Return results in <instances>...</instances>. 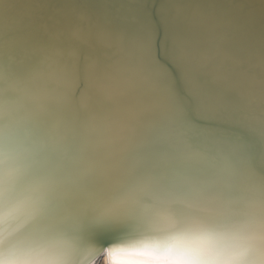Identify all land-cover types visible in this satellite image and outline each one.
Returning <instances> with one entry per match:
<instances>
[{"label":"snow or ice","instance_id":"obj_1","mask_svg":"<svg viewBox=\"0 0 264 264\" xmlns=\"http://www.w3.org/2000/svg\"><path fill=\"white\" fill-rule=\"evenodd\" d=\"M7 5L0 0V10ZM29 7L33 116L74 101L87 111L93 96L117 115L103 138L73 149L65 135L33 131L0 105V264H86L135 237L172 242L149 259L264 264V168L235 162L247 152L243 133H224L212 119L224 89L261 83L264 32L257 40L249 18L198 4L172 22L183 38L161 49L151 25L133 16L102 34L105 66L82 74L59 59L44 39L50 26ZM225 37L229 57L218 43ZM194 113L208 125H194Z\"/></svg>","mask_w":264,"mask_h":264},{"label":"water","instance_id":"obj_2","mask_svg":"<svg viewBox=\"0 0 264 264\" xmlns=\"http://www.w3.org/2000/svg\"><path fill=\"white\" fill-rule=\"evenodd\" d=\"M215 5L222 13L241 15L250 19L259 40L264 32V0H9L0 10V105L13 111L16 119L28 121L33 131L43 134L59 132L69 145L76 149L103 138L111 122L116 119L115 104L101 101L95 96L87 111L72 106L48 114L40 119L33 116V105L27 88V24L32 6L41 23L50 31L44 36L56 50L63 63L75 64L80 72L103 68L109 49L102 34L107 29L121 27L130 17L136 16L151 25L153 44L163 48L165 42L176 43L183 36L173 21L186 15L196 5ZM222 54L229 57L234 49L225 37L218 41ZM256 62L259 60L257 45ZM256 88L244 90L226 88L218 98L220 110L212 114L213 126L224 133H243L246 155L237 151L235 162L251 159L258 168H264V70H255ZM250 93L255 96L250 103ZM79 95V94H78ZM192 123L198 127L208 125L201 114L194 113ZM227 149L235 142L225 141ZM110 237H101L107 243Z\"/></svg>","mask_w":264,"mask_h":264},{"label":"clouds","instance_id":"obj_3","mask_svg":"<svg viewBox=\"0 0 264 264\" xmlns=\"http://www.w3.org/2000/svg\"><path fill=\"white\" fill-rule=\"evenodd\" d=\"M119 247L115 251L109 248H103L97 254L86 261V264H175L168 260L164 255L156 259H149L152 249L165 248L171 241L163 242L160 240H150L143 237H135L120 241H115ZM142 248L143 251H128L129 247Z\"/></svg>","mask_w":264,"mask_h":264}]
</instances>
